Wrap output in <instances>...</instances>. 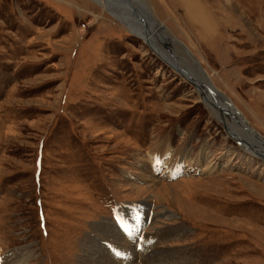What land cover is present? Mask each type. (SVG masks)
<instances>
[{"label":"rangeland","instance_id":"374dc122","mask_svg":"<svg viewBox=\"0 0 264 264\" xmlns=\"http://www.w3.org/2000/svg\"><path fill=\"white\" fill-rule=\"evenodd\" d=\"M209 1L207 42L201 1L146 0L164 60L93 0H0V264H264V160L185 53L264 137V0Z\"/></svg>","mask_w":264,"mask_h":264},{"label":"bare ground","instance_id":"6f19581e","mask_svg":"<svg viewBox=\"0 0 264 264\" xmlns=\"http://www.w3.org/2000/svg\"><path fill=\"white\" fill-rule=\"evenodd\" d=\"M93 1L100 4L105 11L111 13L112 15L119 18L120 20H123V21L126 20L125 24H128L130 26L128 28L131 29L132 32L136 33L137 36H142L144 39H146L145 40L147 41L146 43H149V45L153 49L158 51L160 53L159 54L160 57H162L164 60H168L166 59V56H163V54L160 52V48H158L159 43L165 42L164 39H168L176 43H178V41L175 40L174 38H170L167 34L164 33L162 23H161L162 26L155 25V21H156L155 17L152 14H150L151 10L148 9L149 7L147 5L146 0H93ZM229 2L230 1L228 0L227 3L230 5L231 2L230 3ZM156 30L157 31L162 30L161 31L162 33H159L160 34L159 35ZM178 44L183 45V43H178ZM185 53L189 55L193 61L190 72H193L194 75H198L197 83H194V81L193 83L198 89V91L200 92V94H202L200 95L201 99L204 102H206L208 106H210L211 111L215 114L216 117H218L222 121L225 120L227 122L225 124L226 126H229L230 136L234 137L233 135L235 134V136H237V138L235 139L237 141H240L239 142L240 146L246 152L264 160V137L261 134H259L257 131H255L250 126V124H248V121L244 117V115L243 116L241 115L240 111L236 109L233 103H230V100L227 97L225 98L224 95L223 94L221 95L217 89H214V85L209 80V77H207L206 71L200 66L199 61H196L191 56L192 53L190 52V50H187V52ZM174 68L176 69V71H180L181 73H184L185 76H188V78L194 79L180 65H174ZM187 81L192 83L190 80H187ZM200 83H203V84H200ZM210 89L213 90L214 92H211ZM210 94L218 101L213 99ZM215 95H217V97H215ZM222 109L225 111L224 114L221 112ZM227 111L236 119L233 120L231 116L226 115ZM235 127H239V129ZM245 129L249 130L254 136L248 131H246ZM124 255L122 253L119 256L112 257L114 259L112 260L113 264H120L121 259L125 257ZM107 260H110V259H107ZM116 260H119L120 262Z\"/></svg>","mask_w":264,"mask_h":264},{"label":"crops","instance_id":"0c3cea01","mask_svg":"<svg viewBox=\"0 0 264 264\" xmlns=\"http://www.w3.org/2000/svg\"><path fill=\"white\" fill-rule=\"evenodd\" d=\"M199 1H201L202 9H204L203 13L205 14V17H206V22H202L200 24L197 23L198 26H200V28H202V30L205 31V37L203 36L204 37L203 39L206 40L209 37H212L213 39H215V38H217V36L221 32L220 31L221 30V26H220L221 20L219 19L220 21H218L215 18V14H217L219 12L217 11V8H215V6H213V4L209 0H199ZM233 2H236V1L234 0ZM152 3L158 7V9L160 10V13H162L161 9H163L160 7V6H163L162 4L168 5L169 7L172 6L173 8H175V5H177L178 8H175V9L176 10L178 9L179 12H182L180 15L184 18L188 17V19L191 21V18L188 15L189 12L187 11V9H188L187 4L189 3V0H152ZM162 20H164V19H162ZM233 22H235L234 18H233ZM214 31H216V32L214 33ZM209 40L210 39H207V42ZM220 44L224 45V43H222V42H220ZM228 46H229V44H228ZM154 154H156V152H151L149 154L150 156H152V157H150L151 159H153ZM158 154H159V152H158ZM180 156H182L181 153H180ZM146 164H149V163H146ZM150 171H151V169H150ZM148 178H150V177H148Z\"/></svg>","mask_w":264,"mask_h":264},{"label":"water","instance_id":"95a60500","mask_svg":"<svg viewBox=\"0 0 264 264\" xmlns=\"http://www.w3.org/2000/svg\"><path fill=\"white\" fill-rule=\"evenodd\" d=\"M166 27H165V25H163V29H165ZM200 84H203V83H200ZM230 103H232L231 101H230Z\"/></svg>","mask_w":264,"mask_h":264}]
</instances>
